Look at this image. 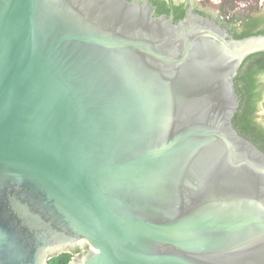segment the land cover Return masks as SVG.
Here are the masks:
<instances>
[{"label":"water","instance_id":"water-1","mask_svg":"<svg viewBox=\"0 0 264 264\" xmlns=\"http://www.w3.org/2000/svg\"><path fill=\"white\" fill-rule=\"evenodd\" d=\"M262 52L128 0H0V264H264V152L233 125Z\"/></svg>","mask_w":264,"mask_h":264},{"label":"trees","instance_id":"trees-1","mask_svg":"<svg viewBox=\"0 0 264 264\" xmlns=\"http://www.w3.org/2000/svg\"><path fill=\"white\" fill-rule=\"evenodd\" d=\"M259 20L255 22L258 23ZM250 24L247 25L245 36L238 39L264 34V30L255 31V23ZM235 83L240 106L233 118V124L254 143L260 141L264 148V123L258 115L264 107V52L252 55L244 62ZM72 259V254H61L52 258L49 264H70Z\"/></svg>","mask_w":264,"mask_h":264},{"label":"flooded vegetation","instance_id":"flooded-vegetation-1","mask_svg":"<svg viewBox=\"0 0 264 264\" xmlns=\"http://www.w3.org/2000/svg\"><path fill=\"white\" fill-rule=\"evenodd\" d=\"M128 1L139 3L141 5H150L151 7L154 8L155 15L157 16L166 15L168 18H173L174 21H180L182 19H185L191 14L201 15L203 17L215 21L222 29L226 31L229 37L235 39L245 36L247 25L250 23L251 24L255 23L257 25L255 30L256 32L264 30V9H263L264 6H261L262 9L261 14L257 13L246 20L236 21V20H231L232 16L227 15L226 12L225 15H222L221 12L218 9H216V7L206 4V0H128ZM260 1L262 5H264V0H260ZM221 16H225V19L224 17ZM258 19H260L259 22L258 23L255 22ZM235 129L241 136H244L246 139L251 141V139L248 136L244 135V133L240 132L237 128ZM255 144L264 152L263 145L260 141H256ZM68 248L70 249L71 252H62L60 253V255L72 254L73 258L77 257L78 259H80L90 251L89 246H84L80 243H77L75 246H70Z\"/></svg>","mask_w":264,"mask_h":264}]
</instances>
